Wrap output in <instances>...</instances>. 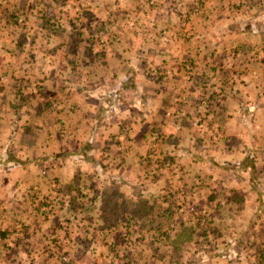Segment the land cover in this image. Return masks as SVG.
Listing matches in <instances>:
<instances>
[{"label":"crops","instance_id":"obj_1","mask_svg":"<svg viewBox=\"0 0 264 264\" xmlns=\"http://www.w3.org/2000/svg\"><path fill=\"white\" fill-rule=\"evenodd\" d=\"M204 1L0 0V88L11 87L10 67L36 70L15 81L14 91L30 103L21 114L44 118L19 127V144L24 152L34 151L32 157L45 147L25 163L50 166L46 176L31 169L4 177L0 243L5 259L15 261L10 264H135L124 227L147 236L156 256L163 250L158 243L175 246L180 233L172 232L200 223L213 247L204 250L199 235L177 251L172 246L173 257L195 253L198 241L197 252L214 255L211 264H223L218 262L226 251L228 259L236 255V241L248 242L240 229L239 237L229 233L234 224L228 217L243 205L256 211L257 190L264 194V74L262 108L254 112L262 114L261 140L246 129L254 116L243 100L250 95V78L238 76L249 91L242 89V100L235 102L236 78L226 90L220 87L218 46L213 51L201 44L200 33L179 22L170 5L184 3L182 14L194 25L214 19ZM236 19L222 29L230 39L248 34ZM212 34L221 33L215 28ZM206 48L209 57L202 63L198 51ZM17 49L21 55L37 49L50 54L40 61L11 57ZM225 115L234 123L233 135L218 140L213 151ZM152 141L162 174L149 166ZM177 178L182 187L173 190L170 179ZM178 195L184 196L181 203H175ZM219 210L225 214L214 218Z\"/></svg>","mask_w":264,"mask_h":264},{"label":"rangeland","instance_id":"obj_2","mask_svg":"<svg viewBox=\"0 0 264 264\" xmlns=\"http://www.w3.org/2000/svg\"><path fill=\"white\" fill-rule=\"evenodd\" d=\"M240 1V2H238ZM168 3V2H167ZM172 3V2H170ZM202 6H205L207 9L212 10V15L214 16V19L210 20H201V23H195L193 25V22L188 20V17L186 19L184 18V14H182V8L184 7V3L174 2V4H170L171 10L178 13L177 19H179V22H184L187 24V29L189 28L192 33H200L198 41L201 44H207L210 46V48L214 51L216 45L218 46V49H220L219 58L220 62L222 63V66L220 67L219 71V77L220 79V87H224L223 90H226L229 88L231 81V78H236L235 86L238 90L239 97L236 98L234 101L237 102L239 100H242V89L244 92L249 91L246 87H243L242 79L249 77V86H250V95L249 98H244L243 100H247L251 106L249 107V112L253 114L254 116L249 122V129H247V133L255 135L258 137L261 136L262 140V114H259L258 116L254 114L255 109L260 110L262 108V79L264 74V67L262 66V58L263 53L262 49L264 50V19H262V13L264 14V0H205ZM146 6L142 7L141 10H145L147 8ZM190 7L192 5L189 4ZM176 9V11H175ZM232 16V17H231ZM236 17H238L236 19ZM184 18V19H183ZM218 18V19H217ZM228 18L229 20H225ZM141 19V18H139ZM236 22H240V26L245 28V31L247 30L248 34H240V36H231V39L224 34L222 29L226 26L227 21L230 22V20H233ZM250 19V20H249ZM262 20H263V26H262ZM142 21V20H140ZM209 21V24L207 23ZM218 21L222 24H219ZM191 23V24H190ZM251 24H254L253 26L255 29H251ZM238 26V27H240ZM209 27V28H208ZM217 28L218 33L221 34H212L214 29ZM241 30V29H238ZM255 30V31H254ZM263 30V31H262ZM252 32H254L252 34ZM187 35V34H186ZM31 37V36H30ZM28 44H30V40L28 39ZM23 44H26V41L23 42ZM122 45L121 43H119ZM235 45L236 47L233 48V51H230L229 46ZM223 48H225L223 50ZM184 49V48H182ZM20 49L13 50L11 52V57L14 58H25L30 57L34 58L36 57L37 60H41L45 55L50 54L49 50H33V53L31 51L25 50L23 52V55L20 54ZM181 50V49H180ZM185 50V49H184ZM197 52V51H196ZM199 59L203 63L205 62L209 57V48L203 49V51H198ZM26 53V55H24ZM217 54V55H218ZM1 55V53H0ZM122 56H126V58L129 57V53L125 54L123 53ZM47 57V56H46ZM125 58V57H124ZM125 60H128L126 59ZM37 69V67H35ZM3 70L0 68V72ZM11 72L12 79L10 81V88L5 90V87L3 90L0 88V188H3L5 186L6 178L5 175L8 173L12 174H20L21 172L27 171V170H35L36 172L40 173L42 176H46L47 171L50 170V166L47 167V163H37V162H30L28 164L25 163L26 158H37L40 154H43L45 152V147H37V150L35 151L36 155H28L30 153L33 154L34 151L31 152H24V150H21V145L19 144V134L20 129L19 127L24 124V122H28L34 126L35 122L40 123L41 120L44 118L43 116H36V120H34L33 115H30L31 113H25L21 114V108H26V100L28 99H22L19 98L16 95L15 89V81H20L21 79L27 78L28 74L27 71H33L36 70L31 68H23L20 66H12L9 68ZM244 76L243 78L238 76ZM228 80V82H226ZM1 86V84H0ZM219 99V107L221 109V104H223V110L225 108V103H221L222 99L221 97H218ZM261 103V104H260ZM30 104V103H28ZM227 105V104H226ZM21 106V107H20ZM24 108V109H25ZM28 108V107H27ZM24 111V110H23ZM22 111V112H23ZM224 113H227L224 111ZM28 115V116H27ZM227 119L229 117L227 115L223 116V119H219V128L220 133L222 136L217 137L215 141H213V148L211 150L216 151L219 150V143H222V141H226L233 135V127L234 123L230 122L228 123ZM222 120V122H220ZM242 120V119H241ZM23 122V123H22ZM236 123V121H235ZM242 122L238 123L237 125L242 127ZM259 126H261V129L259 130ZM231 128V129H230ZM264 134V132H263ZM250 138V137H247ZM257 140V139H255ZM150 147V153L148 154L149 158V166H155L154 169L158 172L161 170V163H160V155H159V149L156 146V143L154 141L151 142ZM238 147V145H237ZM24 149V148H22ZM49 150V149H47ZM229 155H235L234 151L229 153ZM40 157V156H39ZM158 158V159H157ZM167 167H169V164H166ZM167 172V171H166ZM160 174H162L161 171H159ZM4 175V176H3ZM173 175V174H172ZM174 175H176V172H174ZM168 176H171L168 174ZM176 176H171V178H175ZM181 178V177H180ZM180 178L177 179H170L172 184V189L174 188L182 187V182H180ZM168 179V178H166ZM169 181V179H168ZM165 184V180H163ZM168 186V185H166ZM2 190H0L1 193ZM166 191V190H165ZM258 192V208L257 210H252L250 205L245 208L244 205L239 207L236 210H232L230 212V217L228 219L231 221V224H234V227L229 229V233L231 230H235V233L240 229L242 238H250L248 242L239 244V241H236L235 243L239 249V252L233 254V257L231 259H228L229 252H227V255H224V260H219L218 263L223 262V264H264V194L257 190ZM181 195V194H179ZM178 195V197L175 199V203H181L184 200V196L181 197ZM222 199V196H220ZM167 202V201H165ZM168 203V202H167ZM204 205V204H203ZM1 197H0V219L3 218L4 212L1 210ZM200 206V205H199ZM205 206V205H204ZM186 206H181L178 209V213L183 214L185 212ZM201 211V206L198 210L195 212L198 214ZM224 212L219 210L218 212H215L213 214L214 218H219L222 216ZM225 214V213H224ZM186 216H189L187 213L184 214ZM224 216V215H223ZM201 217V215H200ZM227 217V215H226ZM217 220V219H215ZM166 223V220H165ZM166 224H170L166 223ZM206 228V227H205ZM227 229V230H228ZM123 233L129 232L131 237L130 243H128L129 246V253L132 254L133 260L136 261L135 264H165L162 260H166V264H211L212 257L214 255L210 254V252L205 251H199L197 252V249L200 248L198 241L193 242L197 246L193 248L192 252L195 251V253L189 254L185 256L184 260L180 259V263L176 261V258L173 256H177V253L173 251L172 246L173 244L169 243L166 245V242L164 244L158 243V246L163 248V250L159 254L154 255V244L148 239L147 236H137L135 233L134 228H127L124 227ZM175 233H180V231L172 232L171 236H173ZM137 236V237H136ZM211 236V235H210ZM237 236L239 237L238 233ZM203 237H201L202 239ZM209 241V240H208ZM208 241H201L202 248L205 246L206 248L204 250H207L213 247V244ZM191 245V244H190ZM169 246V247H168ZM189 246V245H188ZM194 245H191L189 247H192ZM187 248H185L186 251ZM201 250V249H200ZM132 251V253H131ZM225 251L222 250V252ZM171 252V254L166 253ZM125 252L124 254H126ZM162 253H164L162 255ZM123 254V253H122ZM184 254V253H182ZM180 256V255H179ZM17 261V260H16ZM82 261V260H80ZM210 261V262H209ZM15 261L9 262L5 259L3 255V244L0 243V264H10L14 263Z\"/></svg>","mask_w":264,"mask_h":264},{"label":"trees","instance_id":"obj_3","mask_svg":"<svg viewBox=\"0 0 264 264\" xmlns=\"http://www.w3.org/2000/svg\"><path fill=\"white\" fill-rule=\"evenodd\" d=\"M240 197L238 196L236 199H237V202L238 199ZM202 224L200 223H197V225L194 227V226H191L189 228H182L180 234L177 236V238H174V241H175V246H173V249L174 250H178L179 249V245L183 242H186V243H190L192 241V238L193 237H197V236H201L203 237L202 238V241H208L209 239V230L205 228V226H201ZM197 227V228H196ZM196 228V229H195ZM170 237V235H169ZM168 237V239H169ZM264 257V255H262ZM176 261L177 262H180V259L179 257H176Z\"/></svg>","mask_w":264,"mask_h":264}]
</instances>
